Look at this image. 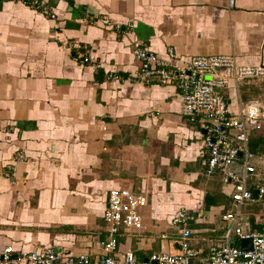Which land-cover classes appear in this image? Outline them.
<instances>
[{
    "label": "crops",
    "instance_id": "crops-1",
    "mask_svg": "<svg viewBox=\"0 0 264 264\" xmlns=\"http://www.w3.org/2000/svg\"><path fill=\"white\" fill-rule=\"evenodd\" d=\"M39 1L57 20L0 0V252L54 249L99 261L109 193L129 190L148 199L144 227L119 231L116 259L178 255L188 229L192 264H207L226 242L234 186L207 175L204 132L199 118L183 117L178 90L137 81L135 46L264 67V0ZM220 94L233 116L241 105H264V80L231 82ZM249 149L247 232L264 225V131L251 133ZM179 210L192 218L185 226L172 225Z\"/></svg>",
    "mask_w": 264,
    "mask_h": 264
},
{
    "label": "built area",
    "instance_id": "built-area-1",
    "mask_svg": "<svg viewBox=\"0 0 264 264\" xmlns=\"http://www.w3.org/2000/svg\"><path fill=\"white\" fill-rule=\"evenodd\" d=\"M33 9L40 10L47 18L57 20V14L46 3L39 0H15ZM234 7V0H230ZM111 26V21L105 19ZM109 20V22H108ZM80 49V46H76ZM134 55L140 68L136 76L144 84L157 83L163 87H175L182 98V115L194 120L199 118L204 132V146L208 152L206 173L222 174L225 183L233 184L232 200L234 212L223 216L228 225L226 242L213 250L207 264H264V225L261 230L245 231L240 222L241 208L253 201L249 178L255 176L254 155L249 143L252 132L264 131V105L252 102L241 105L236 115H230L225 98L218 93L229 87L231 82L240 84L264 80V67H247L237 64L233 56L179 58L173 49L166 57L149 51L137 44ZM85 62L88 58L85 57ZM243 159L242 171L236 168ZM19 159L24 157L19 155ZM258 197L264 201V184L258 188ZM148 205L143 194L129 190H112L108 196L105 223L109 239L100 243L104 257L92 262L88 256L72 257L54 249L17 252L12 247L0 252V264H139L134 253L128 252L122 260L116 259L117 235L122 228L140 231L143 219L140 209ZM192 218L185 210H179L172 218L173 226H185ZM236 236L240 243L252 241L251 250H243L231 242ZM191 231L184 229L180 242V253L154 254L140 264H192L197 252L190 247Z\"/></svg>",
    "mask_w": 264,
    "mask_h": 264
},
{
    "label": "water",
    "instance_id": "water-1",
    "mask_svg": "<svg viewBox=\"0 0 264 264\" xmlns=\"http://www.w3.org/2000/svg\"><path fill=\"white\" fill-rule=\"evenodd\" d=\"M57 1H59V0H51V5H52V6H56L57 3H55V2H57ZM216 91H217L218 93L220 92L219 89H217ZM241 248H242L243 250H251V249H252V241H251V240H244V241H242V243H241Z\"/></svg>",
    "mask_w": 264,
    "mask_h": 264
}]
</instances>
